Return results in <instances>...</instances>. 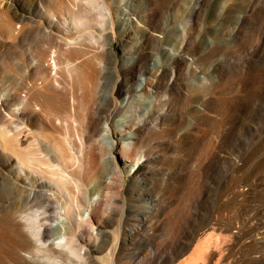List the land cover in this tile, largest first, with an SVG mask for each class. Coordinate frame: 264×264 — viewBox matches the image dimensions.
<instances>
[{"label":"bare ground","instance_id":"1","mask_svg":"<svg viewBox=\"0 0 264 264\" xmlns=\"http://www.w3.org/2000/svg\"><path fill=\"white\" fill-rule=\"evenodd\" d=\"M12 1L0 0V51L9 53L22 35L36 33L48 46L38 44L27 80L0 94V172L13 169L5 183L18 192L17 202L0 203V264H121L145 242L156 248L154 257L146 254L149 264H209L211 252L229 251L230 245L239 247L240 260L233 264H264V174L236 192L241 200L252 197L250 214L200 219L199 212L180 210V230L175 221L166 223L169 235L160 242L155 233L165 210L152 200L124 214L117 234L112 231L110 197L158 182L157 151L173 144L176 85L191 65L183 54L155 48L165 40L158 14L141 0H47L41 9L48 19L42 21ZM0 61L8 71L6 55ZM108 72L113 83L105 110L97 97ZM230 101L216 102L221 118L211 123L221 143L207 133L196 141L202 171L219 159L211 149L229 145L226 114L245 105L237 95ZM206 118L201 111V123ZM159 139L164 143L157 149L151 144ZM229 159L239 169L247 164ZM91 180L98 183L86 185ZM163 183L166 193L174 189L171 181ZM20 204L29 210L22 213Z\"/></svg>","mask_w":264,"mask_h":264},{"label":"rangeland","instance_id":"2","mask_svg":"<svg viewBox=\"0 0 264 264\" xmlns=\"http://www.w3.org/2000/svg\"><path fill=\"white\" fill-rule=\"evenodd\" d=\"M65 1L72 5L78 3V0ZM141 1L143 7H149L150 12L158 14L159 33L165 37L164 42L155 48L183 54L191 65L176 85L173 113L178 117V122L173 126L175 133L171 149L166 152L163 147L159 149L158 146L164 143L162 139L151 144L159 149L155 164L158 182L122 188L119 191L123 192V196L110 197L112 201L115 200L111 224L115 223L112 231L116 235V228L124 214L128 216L131 210H138L147 202L156 201L165 210L161 219L163 227L155 233L158 240L163 242L169 235L166 223L175 221L180 230L183 222V218L177 214L180 210L199 212L200 219L213 215L230 219L252 211V197L248 195L246 200H241L236 197V192L243 188L247 190L248 180L257 174H264V0ZM11 4L18 10L33 13L42 21L48 19L41 9L48 7L47 0H13ZM4 19V15L0 16V21ZM37 34L22 35L9 53L0 51V57L6 55L8 58L9 68L4 72L0 65V94L26 81V71L35 68L39 55L38 44H43L44 48L45 44L48 46V41ZM115 46L120 53L118 41ZM112 83V75L108 72L101 87V96L97 97L100 107L105 110L111 107L105 98ZM233 95L239 96L245 105L243 108L236 105L226 114L225 139L229 145L223 150L211 149V157L217 153L219 159L202 171L204 163L196 141L207 133L210 138L221 143L220 136L213 135L211 129V123L221 118L216 102L223 100L228 104ZM201 111L207 114L204 123L199 119ZM75 124L79 128L80 122L76 121ZM230 156L240 164V160L246 159L247 164L243 167L242 163L243 168L239 169L231 162ZM76 157L71 158L73 163ZM165 158L170 163L165 164ZM3 171L0 172V203L8 204L11 199L17 202L18 192L5 183L6 175L12 177L14 171L12 168H3ZM164 179L173 184L174 189L170 193L162 190ZM94 183L98 182L91 180L86 185ZM11 192H15V196H11ZM21 206L17 205L22 213L29 210ZM51 218L56 220L55 216ZM85 236L87 239L88 236ZM230 246L229 251L211 252L207 262L233 264L240 260L239 247ZM155 253L154 245L145 242L132 251L133 258L130 261L121 264H149V256L154 257Z\"/></svg>","mask_w":264,"mask_h":264}]
</instances>
